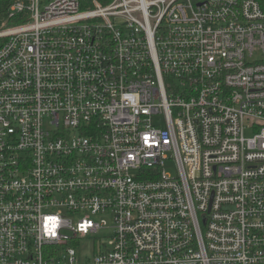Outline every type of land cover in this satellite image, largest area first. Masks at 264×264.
Masks as SVG:
<instances>
[{"label":"built area","instance_id":"1","mask_svg":"<svg viewBox=\"0 0 264 264\" xmlns=\"http://www.w3.org/2000/svg\"><path fill=\"white\" fill-rule=\"evenodd\" d=\"M4 14L0 264H264V0Z\"/></svg>","mask_w":264,"mask_h":264},{"label":"rangeland","instance_id":"2","mask_svg":"<svg viewBox=\"0 0 264 264\" xmlns=\"http://www.w3.org/2000/svg\"><path fill=\"white\" fill-rule=\"evenodd\" d=\"M7 20H8V18H7L6 14H4V15H2L0 17V28L5 29V28H8V27H11V25L7 23ZM255 57H257V56H255ZM251 136H252V132L247 130L245 132V137L249 138ZM166 166H167L166 167L167 171L175 174V171H174L171 163L167 162ZM105 220L107 222H109V217H106ZM100 236H107V232H100L97 235L89 236V237L85 238L83 241H81V243H80V252H81V255L83 257H85V256L91 257L92 256L94 248H95L96 243H97L96 240H95V237L99 238Z\"/></svg>","mask_w":264,"mask_h":264}]
</instances>
